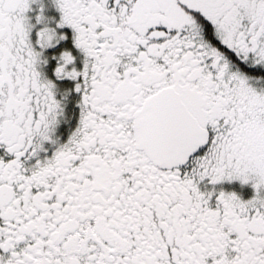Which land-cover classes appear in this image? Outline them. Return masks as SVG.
Masks as SVG:
<instances>
[{
	"label": "snow or ice",
	"instance_id": "1",
	"mask_svg": "<svg viewBox=\"0 0 264 264\" xmlns=\"http://www.w3.org/2000/svg\"><path fill=\"white\" fill-rule=\"evenodd\" d=\"M0 264H264V0H0Z\"/></svg>",
	"mask_w": 264,
	"mask_h": 264
}]
</instances>
